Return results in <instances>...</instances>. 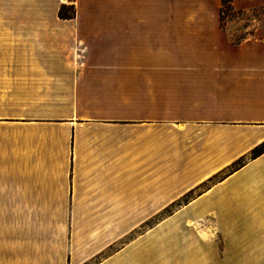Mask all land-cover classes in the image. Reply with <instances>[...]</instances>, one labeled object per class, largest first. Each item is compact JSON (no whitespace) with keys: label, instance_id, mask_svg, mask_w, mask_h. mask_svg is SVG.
Returning a JSON list of instances; mask_svg holds the SVG:
<instances>
[{"label":"crops","instance_id":"crops-1","mask_svg":"<svg viewBox=\"0 0 264 264\" xmlns=\"http://www.w3.org/2000/svg\"><path fill=\"white\" fill-rule=\"evenodd\" d=\"M221 6L0 0V264H264V152L201 189L264 141L211 110L245 86L264 108V43L169 22Z\"/></svg>","mask_w":264,"mask_h":264},{"label":"rangeland","instance_id":"rangeland-1","mask_svg":"<svg viewBox=\"0 0 264 264\" xmlns=\"http://www.w3.org/2000/svg\"><path fill=\"white\" fill-rule=\"evenodd\" d=\"M144 14H139V24H141L140 16ZM153 15V14H152ZM166 14H164L165 16ZM156 18L158 16L157 23H162V14L154 15ZM170 24H202L203 29H171V32H189L201 31L203 34L208 32V35H213L216 30L217 35L223 40L228 41L231 46L239 45L245 42H253L254 40H262L264 43V4L261 5H250V6H237L233 3H228L227 7L222 6L217 13H183V14H169ZM261 42V41H259ZM251 53H261L262 50L254 47L250 49ZM264 62V61H263ZM251 86H245L242 91L233 92H222V99L220 103L212 104L211 110L214 113H225L242 115L247 117H264V108L258 106V100H263L258 93L251 90ZM255 87V86H254ZM218 101V100H216ZM203 104H209L203 103ZM191 110H186L183 108H171L170 109V119L171 120H181L185 117L187 113ZM250 152L244 159L252 157ZM233 169V164L221 173L216 174L201 186L204 189L209 183H213L220 179L223 175L228 173V171ZM193 194H189L190 197ZM177 207V204L171 205V210Z\"/></svg>","mask_w":264,"mask_h":264},{"label":"trees","instance_id":"trees-1","mask_svg":"<svg viewBox=\"0 0 264 264\" xmlns=\"http://www.w3.org/2000/svg\"><path fill=\"white\" fill-rule=\"evenodd\" d=\"M222 2H223V7H227L228 3H231L232 0H222ZM59 15L61 18H64V19H72L76 16V8L74 5H71V6L62 5V7L60 8V11H59ZM263 152H264V141L261 144H259L258 146H256L251 151V153L253 155L252 157H256V156L262 154ZM244 159L245 158H240L239 160L235 161L233 163V169H236L240 165H242L244 163Z\"/></svg>","mask_w":264,"mask_h":264}]
</instances>
